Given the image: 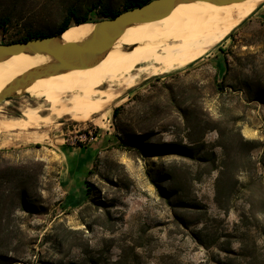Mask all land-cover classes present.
<instances>
[{
	"label": "rangeland",
	"instance_id": "374dc122",
	"mask_svg": "<svg viewBox=\"0 0 264 264\" xmlns=\"http://www.w3.org/2000/svg\"><path fill=\"white\" fill-rule=\"evenodd\" d=\"M67 1L0 0V15L11 16L0 42L53 27ZM245 80L264 86V2L210 51L143 80L92 120L65 115L38 128L0 131L2 164L40 165L34 200L25 209L8 192L0 194L6 207L0 213V262L264 264V101L246 91ZM42 101L37 89L19 93L5 100L0 120ZM185 107L187 117L180 111ZM214 127L230 135L223 143L234 144L231 156L244 165L231 168V179L219 184L226 209L215 200L226 154ZM133 134L153 135V145L195 147V156L144 154L123 143ZM239 139L258 144L242 147L235 144ZM90 143L98 150L92 172L63 182L71 147ZM209 151L214 160L201 161ZM172 166L180 191L169 202L156 183L169 191Z\"/></svg>",
	"mask_w": 264,
	"mask_h": 264
},
{
	"label": "bare ground",
	"instance_id": "6f19581e",
	"mask_svg": "<svg viewBox=\"0 0 264 264\" xmlns=\"http://www.w3.org/2000/svg\"><path fill=\"white\" fill-rule=\"evenodd\" d=\"M263 2L179 3L164 17L131 25L95 65L38 78L29 84L22 93L37 89L42 92V103L36 107L23 105L17 118L3 116L0 131L38 128L65 115L75 121L92 120L143 80L189 65L210 51ZM92 26H70L61 38L80 41ZM47 61L48 57L29 53L0 61V91L15 77ZM4 102L0 103V111Z\"/></svg>",
	"mask_w": 264,
	"mask_h": 264
},
{
	"label": "trees",
	"instance_id": "16d2710c",
	"mask_svg": "<svg viewBox=\"0 0 264 264\" xmlns=\"http://www.w3.org/2000/svg\"><path fill=\"white\" fill-rule=\"evenodd\" d=\"M151 0H123L119 6H117L116 0H68L65 7L62 9L61 19L60 21L54 25L53 27H42L39 29L34 30H26L25 32L20 33L16 38L0 43H11V42H18V41H26L32 38L37 37H46L50 35L60 34L67 28L73 25L81 24V23H90L95 22L97 20L105 19V18H113L119 13L143 5ZM11 23V16L7 14L0 15V36H3L4 33L7 31L8 26ZM226 70L229 72L230 70V63L227 61L226 63ZM227 72L225 74H227ZM227 77V75L225 76ZM166 84V83H165ZM219 90H222V85H218ZM244 88L249 94H253L256 99L264 101V86L261 82L259 83H252L251 81L245 80ZM235 90V89H234ZM124 105H120L113 109L112 115L113 117H117L120 110L123 109ZM180 110V109H179ZM187 107L183 108L182 112H184V117L186 116ZM219 134V142L220 145L224 148L226 158L223 161L222 169L219 173V176L216 179V196L215 200L221 209H226L225 202H228V198L222 194L219 190V184L221 180L225 178L231 179V168L238 170V168H244V165H236L234 157L231 156V146L233 143H228L226 145L223 143L227 140V137L230 135L226 134L224 128L214 127ZM138 136V135H137ZM135 134L132 137L123 140V143L126 145H132L138 151L140 150L144 154H152L155 156H160L164 154H177L178 156H186L188 158H194L195 147L192 146H182V145H153L150 143V140H153V135H148V137L142 138L137 137ZM258 141L252 140H243L239 139V146H254ZM256 146V145H255ZM207 154L208 158H205L201 161H210L214 160V153L213 151H209ZM196 158V157H195ZM264 165V164H263ZM37 168H35V167ZM38 169H40L39 163H27V164H13V163H1L0 162V194L4 192H8L11 194L13 199L17 201L15 203L20 209H25V206L28 202L34 200V180L38 177ZM170 169V174L168 180L171 181L169 184V191H165L161 185H156L160 187V195L162 197H166L167 200L170 202V197L178 195L180 189L176 187L175 182L177 181V177L173 171L175 168L172 166ZM210 170V169H209ZM92 171L89 170V173ZM232 175V174H231ZM183 176H179V179H183ZM35 178V179H34ZM90 190L89 188L87 189ZM231 190H229V193ZM169 195V196H168ZM230 196V195H228ZM227 196V197H228ZM11 197V198H12ZM3 199L0 198V201ZM227 200V201H226ZM5 206H3L0 202V213L5 210ZM4 259V258H3ZM1 260V259H0ZM0 264H7L5 261H1Z\"/></svg>",
	"mask_w": 264,
	"mask_h": 264
},
{
	"label": "water",
	"instance_id": "95a60500",
	"mask_svg": "<svg viewBox=\"0 0 264 264\" xmlns=\"http://www.w3.org/2000/svg\"><path fill=\"white\" fill-rule=\"evenodd\" d=\"M195 1L223 5L241 0H151L143 5L125 10L113 18L95 21L91 31L80 41H63L61 34L64 30L56 35L0 43V61L17 53L40 54L50 59V61L25 71L5 85L0 91V103L22 93L29 84L38 78L95 65L127 27L164 17L179 3Z\"/></svg>",
	"mask_w": 264,
	"mask_h": 264
},
{
	"label": "crops",
	"instance_id": "0c3cea01",
	"mask_svg": "<svg viewBox=\"0 0 264 264\" xmlns=\"http://www.w3.org/2000/svg\"><path fill=\"white\" fill-rule=\"evenodd\" d=\"M97 152L98 150L91 143L85 147H71L70 154L72 157L65 163L66 169L63 170L62 181L69 183L71 177H74L75 180H80V177L84 176V172L88 171L91 167Z\"/></svg>",
	"mask_w": 264,
	"mask_h": 264
},
{
	"label": "built area",
	"instance_id": "2783aa9c",
	"mask_svg": "<svg viewBox=\"0 0 264 264\" xmlns=\"http://www.w3.org/2000/svg\"><path fill=\"white\" fill-rule=\"evenodd\" d=\"M87 133H88V135L90 136L89 138H90V139H93V135H92V134H93V130L90 129V130H88ZM84 136L86 137L87 135L84 134Z\"/></svg>",
	"mask_w": 264,
	"mask_h": 264
}]
</instances>
